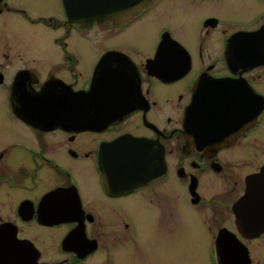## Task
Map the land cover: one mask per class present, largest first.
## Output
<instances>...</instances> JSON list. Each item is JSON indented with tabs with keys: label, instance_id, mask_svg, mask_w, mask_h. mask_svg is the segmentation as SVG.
I'll use <instances>...</instances> for the list:
<instances>
[{
	"label": "flooded vegetation",
	"instance_id": "af4514ba",
	"mask_svg": "<svg viewBox=\"0 0 264 264\" xmlns=\"http://www.w3.org/2000/svg\"><path fill=\"white\" fill-rule=\"evenodd\" d=\"M199 79L215 124L191 132ZM46 104L66 124L32 125ZM263 169L264 0L84 25L61 0H0V264H264L234 214L247 194L261 217Z\"/></svg>",
	"mask_w": 264,
	"mask_h": 264
},
{
	"label": "water",
	"instance_id": "95a60500",
	"mask_svg": "<svg viewBox=\"0 0 264 264\" xmlns=\"http://www.w3.org/2000/svg\"><path fill=\"white\" fill-rule=\"evenodd\" d=\"M61 1L66 17L80 25L102 22L105 20L118 22L124 20L133 9H139L150 2V0H83L81 4L85 9L75 10L72 6L71 0ZM212 86L213 83L211 81L199 79L193 88V96L185 112L186 125L190 128L191 132L199 130L200 128H210L213 123L215 124V120L210 116L211 98L209 93ZM41 94L42 92L38 94V98L41 97ZM35 96L36 94L34 97ZM55 108L62 109L63 107L61 108L46 104L41 108V113H39L40 107L37 105L35 111L30 112L29 114L27 112L26 116L29 122L36 126L52 127L66 124L58 118ZM89 124L92 123H87L83 126ZM188 136L191 138V140L189 139L190 145L194 147L202 146L205 141L220 142L223 139L220 135ZM250 185L251 187H260L258 198L260 204H262V201H264V169L251 179ZM249 194H252V189H250ZM247 198L248 195L244 194L237 200L234 206V214L239 229L252 236L264 231V211L262 212L261 217L260 210L257 209L256 211L253 210L250 215H248L246 212V206L252 203L249 202ZM221 259L223 260L226 258L221 257Z\"/></svg>",
	"mask_w": 264,
	"mask_h": 264
},
{
	"label": "rangeland",
	"instance_id": "374dc122",
	"mask_svg": "<svg viewBox=\"0 0 264 264\" xmlns=\"http://www.w3.org/2000/svg\"><path fill=\"white\" fill-rule=\"evenodd\" d=\"M40 4H41V2H40ZM44 11V10H43ZM50 11H51V9H45V11H44V13H46V14H49L50 13ZM149 247V246H148ZM181 257V255H179V258ZM169 262L168 261H163V262H160V263H158V264H168Z\"/></svg>",
	"mask_w": 264,
	"mask_h": 264
}]
</instances>
